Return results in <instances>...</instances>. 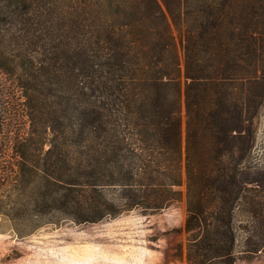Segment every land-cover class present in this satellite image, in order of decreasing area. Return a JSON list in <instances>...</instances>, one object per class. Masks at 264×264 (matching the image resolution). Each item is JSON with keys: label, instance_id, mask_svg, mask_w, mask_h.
I'll list each match as a JSON object with an SVG mask.
<instances>
[{"label": "trees", "instance_id": "trees-1", "mask_svg": "<svg viewBox=\"0 0 264 264\" xmlns=\"http://www.w3.org/2000/svg\"><path fill=\"white\" fill-rule=\"evenodd\" d=\"M12 86L3 190L63 188L84 222L184 200L187 264L264 255V0H0L7 118Z\"/></svg>", "mask_w": 264, "mask_h": 264}, {"label": "rangeland", "instance_id": "rangeland-1", "mask_svg": "<svg viewBox=\"0 0 264 264\" xmlns=\"http://www.w3.org/2000/svg\"><path fill=\"white\" fill-rule=\"evenodd\" d=\"M14 88L8 101L10 118L0 112V137L8 121L12 134L29 126L21 91ZM257 128V151L264 160V107ZM1 147L0 142V153ZM9 160L7 164L0 158V196L11 194L14 201L5 208L10 214L0 215V264H187L178 256L185 251L187 237L184 200L155 213L133 209L99 221H77L72 212L60 210L63 188L49 207L44 202V183L3 190L1 175L17 164ZM237 264H264V255Z\"/></svg>", "mask_w": 264, "mask_h": 264}]
</instances>
